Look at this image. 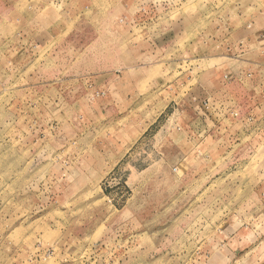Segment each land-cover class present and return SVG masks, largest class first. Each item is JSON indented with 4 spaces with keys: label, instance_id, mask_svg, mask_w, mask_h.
<instances>
[{
    "label": "rangeland",
    "instance_id": "obj_1",
    "mask_svg": "<svg viewBox=\"0 0 264 264\" xmlns=\"http://www.w3.org/2000/svg\"><path fill=\"white\" fill-rule=\"evenodd\" d=\"M258 31L264 0H0V264H264Z\"/></svg>",
    "mask_w": 264,
    "mask_h": 264
},
{
    "label": "crops",
    "instance_id": "obj_2",
    "mask_svg": "<svg viewBox=\"0 0 264 264\" xmlns=\"http://www.w3.org/2000/svg\"><path fill=\"white\" fill-rule=\"evenodd\" d=\"M257 34L256 35H250V37H248L249 38V41H251L252 43L253 42H257V43H259V42H261L262 44H263V48H264V31L262 32V33H260L259 31L258 32H256ZM254 36H255V38H254ZM262 53H264V49H262ZM246 53H244V55H245ZM248 63H246V64H248V65H250L251 64V62L250 61H247ZM251 66H252V64H251ZM257 67H259V68H262V70H264V66H262V65H259V64H257ZM250 88H249V90H250V92H252L253 93V91L257 88H255V86L254 87H252V86H249ZM248 103H249V105L251 106V112H253L254 110L255 111H258V110H260V109H262L263 107H262V104L260 103V106H258V107H255L254 106V104H255V99L254 100H252L251 102L250 101H248ZM255 107V108H254Z\"/></svg>",
    "mask_w": 264,
    "mask_h": 264
},
{
    "label": "built area",
    "instance_id": "obj_3",
    "mask_svg": "<svg viewBox=\"0 0 264 264\" xmlns=\"http://www.w3.org/2000/svg\"><path fill=\"white\" fill-rule=\"evenodd\" d=\"M203 103H204L203 105L205 106V109H208L207 105H205V103H206V102H203ZM233 116H234V117H236V116H237V114H236V113H234V115H233Z\"/></svg>",
    "mask_w": 264,
    "mask_h": 264
}]
</instances>
